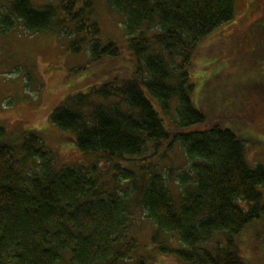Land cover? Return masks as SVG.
Instances as JSON below:
<instances>
[{"label":"trees","instance_id":"trees-1","mask_svg":"<svg viewBox=\"0 0 264 264\" xmlns=\"http://www.w3.org/2000/svg\"><path fill=\"white\" fill-rule=\"evenodd\" d=\"M53 1L0 7V35L18 23L31 35L51 32L70 54L87 50L83 70L128 61L125 76L68 95L48 118L79 152L111 166L116 188L102 191L93 167L55 170L41 137L29 132L15 146L0 127V264H128L139 248L137 221L150 224L159 254L181 264H246L240 235L264 211V168L247 164L230 131L195 128L205 117L189 83L199 42L233 19L234 0H107L124 18L122 45L102 42L92 0ZM175 146L188 168L176 199L159 163L134 165ZM28 161L34 171L23 175Z\"/></svg>","mask_w":264,"mask_h":264},{"label":"rangeland","instance_id":"rangeland-1","mask_svg":"<svg viewBox=\"0 0 264 264\" xmlns=\"http://www.w3.org/2000/svg\"><path fill=\"white\" fill-rule=\"evenodd\" d=\"M10 1L0 0V7L5 10ZM60 1L54 0L53 4ZM33 3L39 6L44 0ZM92 3L93 20L100 28L102 42L125 44L124 18L110 9L107 0H92ZM197 48L189 70V83L193 86L190 99L205 117V123L195 128L216 126L230 131L244 143L247 164L251 168H264V0H234L233 19L204 37ZM88 60L86 49L70 54L65 42L51 32L31 35L20 23L6 36L0 35V127L15 146L29 132L41 137L52 154L55 170L93 167L98 187L109 192L116 188L111 166L97 155L79 152L69 135L48 120L68 95L118 74L125 76L130 69L124 60L99 62L83 70ZM22 158L21 154L17 155L18 161ZM149 163H159V170L165 169L168 188L176 199L180 194L178 178L188 172L184 153L175 146L160 161L145 157L134 165ZM134 165L128 169L137 172ZM20 167L23 175L34 171L32 161ZM258 190L264 204V184ZM151 232L152 227L145 221L134 224L133 234L139 248L128 264L137 260L143 264H181L176 258L156 251L150 241ZM240 236L246 264H264V211Z\"/></svg>","mask_w":264,"mask_h":264}]
</instances>
